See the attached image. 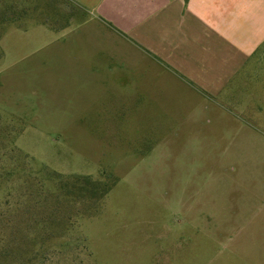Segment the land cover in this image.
<instances>
[{"label":"rangeland","instance_id":"obj_1","mask_svg":"<svg viewBox=\"0 0 264 264\" xmlns=\"http://www.w3.org/2000/svg\"><path fill=\"white\" fill-rule=\"evenodd\" d=\"M84 9L0 0V264H264V111L89 80Z\"/></svg>","mask_w":264,"mask_h":264},{"label":"crops","instance_id":"obj_2","mask_svg":"<svg viewBox=\"0 0 264 264\" xmlns=\"http://www.w3.org/2000/svg\"><path fill=\"white\" fill-rule=\"evenodd\" d=\"M77 3L93 16L76 53L92 65L89 80L129 81L117 86L134 94L192 95L196 106L209 97L223 107L219 98L230 96L231 111H264L255 103L260 97L264 107V0Z\"/></svg>","mask_w":264,"mask_h":264},{"label":"trees","instance_id":"obj_3","mask_svg":"<svg viewBox=\"0 0 264 264\" xmlns=\"http://www.w3.org/2000/svg\"><path fill=\"white\" fill-rule=\"evenodd\" d=\"M109 179L106 182L97 181L90 177H80L76 178L75 184L81 185V192L90 193L93 197L102 199L108 195L111 189L117 184L118 179L112 175H107Z\"/></svg>","mask_w":264,"mask_h":264}]
</instances>
